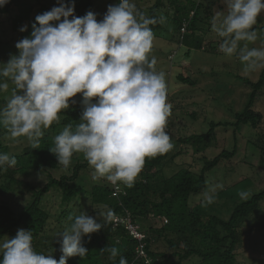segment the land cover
Instances as JSON below:
<instances>
[{"label": "trees", "instance_id": "trees-1", "mask_svg": "<svg viewBox=\"0 0 264 264\" xmlns=\"http://www.w3.org/2000/svg\"><path fill=\"white\" fill-rule=\"evenodd\" d=\"M133 2L140 12L156 19L157 23L150 26L155 39L159 31L166 29L164 21L170 19L173 23L172 37L168 42L173 43L175 48L167 54L162 52L165 58L175 57V60L178 49L183 47L187 49L184 55L191 51L209 52V49H215L205 43L204 34L207 31L203 30L214 21L215 1ZM118 3L119 0H64V4H74L76 17H83L91 11L96 14L98 21L103 19L110 5ZM57 6L52 5L50 0H8V3L0 7V49L6 47L14 52L13 55H18L16 44L25 38L29 29L32 31L36 16ZM24 26L30 28L21 32ZM254 28L257 29L256 26ZM158 48L154 42L150 56H153L154 51L158 52ZM11 56L0 54V65L7 64ZM173 69L171 66L167 71V101L172 108L165 129L173 148L165 154L146 159L131 187L124 182H117L116 190L106 179L94 180L93 169L82 153L74 155L76 159L65 167L58 164L56 156L49 151L54 148L55 136L65 126L72 125L74 128L81 122L84 110L82 97H74V102L70 101V108L60 114L59 122H53L44 130L37 148H33L26 137L11 138L7 129L0 125V153L9 154L17 161L14 167L0 170V191L19 193L23 200L17 207L0 202V240L13 238L20 229L31 230L34 249L38 253L52 255L58 261L63 255L62 237L57 236L58 233L71 225L73 220L69 219L70 216L74 219L84 212L104 226L99 232L83 238V246L88 250L87 256L83 259L79 256L68 258L67 264H119L121 257L128 264H237L238 248L244 242L246 233L253 230L245 231L242 226L263 201L264 191L238 204L229 219L204 215L190 207L189 201L193 195L205 191L210 171L223 160L236 157L237 136L244 127H249V133H252L249 134L252 137L249 143L253 142L264 154V115L256 110L258 98L264 93V70L257 81L241 74L235 75L249 90V95L243 109L233 114L232 121L207 120L202 130L188 132L184 120L189 118L196 123L199 116L194 109L183 105L184 101L194 99L192 94L186 95L183 87H196L200 82L185 76L181 68L175 76L179 89L173 90ZM6 82L9 83V89L7 92L0 91V108L5 106L14 88L10 80ZM174 111L179 112L180 116H176ZM178 119L179 125L176 126ZM185 122L189 123L188 120ZM221 127L225 130L233 129L235 146L231 151L224 149L215 158L208 159L206 153L215 146V133ZM190 148L195 155H202L201 159L193 158L194 163L183 159L179 161L188 156ZM198 163L202 165L201 170L195 172L193 167ZM59 169H62L64 175L59 178L52 176L49 183L39 188L30 179L31 171ZM175 169L178 171L175 172ZM86 178L89 181L84 184ZM54 189L60 194L49 197ZM58 196L61 202L51 203ZM20 209L23 210L20 212ZM128 218L144 235L143 240L134 239L124 222L117 223V219L122 222ZM156 219L166 220L168 224L154 226L151 221ZM227 244L228 248L225 249ZM107 247H116L119 250L118 256L112 258L109 251H102Z\"/></svg>", "mask_w": 264, "mask_h": 264}, {"label": "clouds", "instance_id": "clouds-1", "mask_svg": "<svg viewBox=\"0 0 264 264\" xmlns=\"http://www.w3.org/2000/svg\"><path fill=\"white\" fill-rule=\"evenodd\" d=\"M6 3L0 0V7ZM225 3L227 14L218 25L213 22L223 38L220 51L238 55L246 72L264 68V33L254 28L264 13V0ZM74 7L61 2L37 15L31 35L16 44L19 54L0 65V91H8V80L14 85L0 108V125L11 138L26 137L37 148L44 130L59 122L79 94L84 105L81 122L74 128L65 126L49 151L65 167L74 154L82 153L94 180L106 179L115 189L117 182L131 187L146 159L173 148L165 130L172 108L166 74L155 69L157 61L150 56L155 39L150 26L157 21L140 12L133 0L110 5L99 21L91 11L76 17ZM26 30L27 26L20 29ZM258 39L260 47H248ZM241 42L247 43L241 46ZM16 163L15 157L0 153V170ZM69 219L71 225L57 235L62 237L63 253L58 261L38 253L33 232L20 229L13 238L0 240V264H67L68 258H85L83 238L104 225L84 212ZM102 251H109L112 258L119 254L116 247ZM119 264L128 261L121 257Z\"/></svg>", "mask_w": 264, "mask_h": 264}, {"label": "rangeland", "instance_id": "rangeland-1", "mask_svg": "<svg viewBox=\"0 0 264 264\" xmlns=\"http://www.w3.org/2000/svg\"><path fill=\"white\" fill-rule=\"evenodd\" d=\"M50 1L52 5L55 4V6L59 5L61 2L64 3V0ZM205 1L208 2L209 0ZM213 1H215L216 5L214 8L215 14L213 20H215L218 25L227 14V6L225 0ZM213 22L208 23V25L205 26L206 28L203 29L207 31V33L204 34L205 43L215 48L209 49V52L191 51L188 56L184 55L187 49L183 47L178 49L175 60V57L165 58L166 55H163L162 52L167 54L175 48L173 43L168 42L172 37V28L174 26L170 19L164 21L163 25H166V29L164 28V30L159 31V33H157L158 37L154 40L155 45L159 46L158 52L154 51L153 53V56L157 60L155 69L157 71H163L166 74L167 83H169L167 71L171 69V66L174 67L172 77L173 90L179 89L175 82V76L181 68H183L185 76H191L195 81L200 82L196 87H183L186 95L192 94L194 96V99L184 101L183 105L187 108L191 107L190 109H194L199 116V120H197L196 123L189 118L184 120L183 123H186L188 132L202 130L207 120L232 121L234 117L233 114L243 109L249 95V90L245 88L241 80L237 79L235 75L241 74L253 81H257L261 76V72L264 70V68H262L254 72H246L244 71V66L239 60L238 55L229 57L220 51V44L223 38L217 35L213 28ZM255 26L259 32L264 33V13L258 17ZM28 28L30 27L27 26V29ZM30 35L31 32L29 29L25 38ZM244 43L247 42H241V46H243ZM261 44L262 41L258 39L254 43H248V47H260ZM9 49L14 50L12 47ZM13 53L6 47L0 49V54L3 55L13 56ZM158 56L159 58H156ZM172 60L173 64L171 65ZM204 71L207 74L201 73ZM76 97H81V95L78 94ZM193 102L196 104H192ZM256 106V110L264 115V93L263 95L261 93L259 96ZM174 114L180 116V113L177 111H174ZM187 120L189 123L185 122ZM178 121L180 120L178 119L175 122L176 126L179 125ZM205 128H207L206 125ZM249 134H252L251 132L249 133V127L246 126L241 130L237 136L238 152L236 157L230 160H223L215 169L208 173L207 188L201 194L193 195L190 198V207L196 211L198 210L204 215H216L223 219H229L238 204L251 198L254 194L264 191V154L253 142L249 143V140L251 141L252 138L251 136L249 137ZM174 136H177L176 132H174ZM215 137V146L206 153L208 159L215 158L217 154L224 149L231 151L235 146L236 140L233 135V129L225 130L221 127L216 131ZM201 156L202 155H195L190 148L188 156L181 158L179 161L182 162L183 159L185 162L194 163L193 158L201 159ZM74 159L76 158L72 157L71 160ZM201 166L202 165L199 163L195 164L193 170L199 172ZM177 171L178 169H175V172ZM62 175H64L62 169L56 171H31L30 179H32L31 181H33L34 185L39 188L49 183L52 176L54 178H59ZM88 181L89 178H86L84 184ZM90 181L91 183L93 182L92 180ZM58 193L60 194L58 190L54 189L49 197H51L52 194ZM242 193L245 195H241ZM60 199L61 198L58 196L56 201L52 199L51 203L61 202ZM0 202L17 207L19 203H23V200L19 193L12 194L0 191ZM22 210L23 209H20L18 211L21 212ZM151 222V224L157 227L168 224L166 220L159 221L158 219ZM242 229L245 231L249 229L253 230L252 232L246 233L244 242H242L238 248L237 264H264V199L259 207L249 215ZM226 248H228V244L225 246V249Z\"/></svg>", "mask_w": 264, "mask_h": 264}, {"label": "built area", "instance_id": "built-area-1", "mask_svg": "<svg viewBox=\"0 0 264 264\" xmlns=\"http://www.w3.org/2000/svg\"><path fill=\"white\" fill-rule=\"evenodd\" d=\"M183 31H185V30H183ZM114 185H116V184L114 183ZM116 189H118V188L116 187ZM124 222H125V224H126L127 229L130 231V233H131L135 238H138V239H140V240L144 238V236L141 235V234L138 232V228L132 223V221H131L130 218L126 219ZM142 247H143V246H141V248H142ZM141 250H142V249H141ZM141 254H143V251H141Z\"/></svg>", "mask_w": 264, "mask_h": 264}]
</instances>
